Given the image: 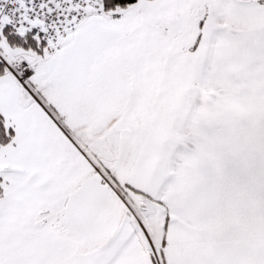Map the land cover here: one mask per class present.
Listing matches in <instances>:
<instances>
[{"label":"snow or ice","instance_id":"obj_1","mask_svg":"<svg viewBox=\"0 0 264 264\" xmlns=\"http://www.w3.org/2000/svg\"><path fill=\"white\" fill-rule=\"evenodd\" d=\"M0 264H264V0H0Z\"/></svg>","mask_w":264,"mask_h":264}]
</instances>
